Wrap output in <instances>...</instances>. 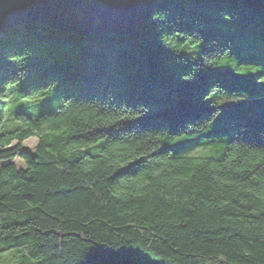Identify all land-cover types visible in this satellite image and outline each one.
<instances>
[{"label":"trees","instance_id":"16d2710c","mask_svg":"<svg viewBox=\"0 0 264 264\" xmlns=\"http://www.w3.org/2000/svg\"><path fill=\"white\" fill-rule=\"evenodd\" d=\"M262 77V0H159L124 36L9 30L0 264H264Z\"/></svg>","mask_w":264,"mask_h":264},{"label":"water","instance_id":"95a60500","mask_svg":"<svg viewBox=\"0 0 264 264\" xmlns=\"http://www.w3.org/2000/svg\"><path fill=\"white\" fill-rule=\"evenodd\" d=\"M158 1L0 0V40L12 28L29 23L79 35H129L149 21Z\"/></svg>","mask_w":264,"mask_h":264},{"label":"rangeland","instance_id":"374dc122","mask_svg":"<svg viewBox=\"0 0 264 264\" xmlns=\"http://www.w3.org/2000/svg\"><path fill=\"white\" fill-rule=\"evenodd\" d=\"M261 83L264 85V77L261 78ZM36 143L37 137H32L28 141H26L25 146L31 151H33ZM14 162L18 165V167L24 166V164L19 159H15Z\"/></svg>","mask_w":264,"mask_h":264},{"label":"bare ground","instance_id":"6f19581e","mask_svg":"<svg viewBox=\"0 0 264 264\" xmlns=\"http://www.w3.org/2000/svg\"><path fill=\"white\" fill-rule=\"evenodd\" d=\"M30 24V23H29ZM77 34V33H76ZM106 34H111V33H104V34H101V35H106ZM112 34H117V33H112ZM117 35H119V36H123V35H120V34H117ZM2 37H3V35H2ZM2 37H1V40H0V43H1V41H2Z\"/></svg>","mask_w":264,"mask_h":264}]
</instances>
